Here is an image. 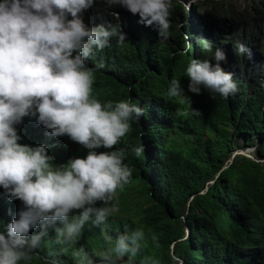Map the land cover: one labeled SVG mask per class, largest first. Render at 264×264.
<instances>
[{"label":"trees","instance_id":"16d2710c","mask_svg":"<svg viewBox=\"0 0 264 264\" xmlns=\"http://www.w3.org/2000/svg\"><path fill=\"white\" fill-rule=\"evenodd\" d=\"M214 3L209 10H204L208 8L205 5L199 13L196 11L201 16L198 27L185 23L189 15L181 2L172 4L170 35L166 39L159 37L154 25L140 23L139 14L120 7L108 8L103 0H97L95 7L84 13L85 22L91 26L105 21L119 24L127 39L122 46L113 39L111 47L88 61L89 67L105 64L94 73L93 95L101 102H139L145 110L139 121L130 122L131 129L121 144L114 146L126 148L125 162L132 168V177L117 189L115 203L120 211L108 221L114 237L125 227L145 230L137 264L145 256L160 264H180L173 256L174 243V253L184 260L183 264H264V163L239 156L223 170L236 149L235 141L242 135L248 144L258 140V155L264 158V37L261 42L255 41L261 33L264 36V26L256 33L255 26L248 28L254 15L264 23V0L237 14L226 0ZM116 12H120V18ZM228 16L232 21L223 23ZM236 32L242 35L241 41L236 40ZM185 33L191 49H187ZM198 38L210 40L213 52L231 42L227 71L238 80L235 95L225 99L207 90L189 92L191 105L179 97L167 98L172 79H180L187 90L190 80L185 73L191 59H205L213 53L204 51ZM241 43L251 49V55L238 52ZM192 108L201 114L195 115ZM17 127L23 137L20 143L49 145L55 164L86 157L89 151L67 135L49 138L44 127L34 128L26 117ZM141 145L145 152L136 157L132 149ZM211 178L216 179L214 184L200 194ZM21 207L19 199L0 204V230ZM186 222L190 233L182 241ZM54 236L50 229V238ZM43 243L37 250L41 255L49 250ZM112 244L114 240L106 241L98 228L86 227L77 247L102 251ZM72 251L70 248L62 255L64 264H75ZM32 264L43 262L37 257Z\"/></svg>","mask_w":264,"mask_h":264},{"label":"clouds","instance_id":"9594fccd","mask_svg":"<svg viewBox=\"0 0 264 264\" xmlns=\"http://www.w3.org/2000/svg\"><path fill=\"white\" fill-rule=\"evenodd\" d=\"M96 3L0 0V204L7 199L23 202L11 222L0 230V264H32L37 257L43 264H64L61 257L70 248L75 264H137L144 247L143 228L125 227L114 237L108 222L120 211L115 203L117 189L132 177V168L125 162L126 148L114 146L121 144L131 129L130 122L139 121L145 110L139 102H101L93 95L94 73L105 64L89 67L88 61L111 47L113 39L121 46L127 41L119 24L105 21L91 26L85 22L84 13ZM103 3L139 14L140 23L154 25L160 38L170 35L171 0ZM116 14L120 18V12ZM185 38L189 40L187 49H191L186 33ZM198 43L204 51L213 52L210 40L198 38ZM237 50L251 55L243 43ZM226 61V53L219 47L205 59H191L185 73L190 80L187 90L180 79H172L167 98L179 97L191 105L189 92L207 90L225 99L235 95L238 80L222 67ZM192 109L195 115L201 114ZM25 117L34 128L44 127L49 138L67 135L78 142L89 150L86 157L55 164L49 145L20 143L23 137L17 126ZM100 148L109 151H97ZM132 151L140 157L145 148L136 146ZM86 227L98 228L102 237L114 240V244L102 251L77 247ZM50 229L54 238H50ZM189 233L186 229L184 239ZM42 242L49 249L43 255L37 251ZM140 264L160 262L145 256Z\"/></svg>","mask_w":264,"mask_h":264},{"label":"rangeland","instance_id":"374dc122","mask_svg":"<svg viewBox=\"0 0 264 264\" xmlns=\"http://www.w3.org/2000/svg\"><path fill=\"white\" fill-rule=\"evenodd\" d=\"M205 1H207L206 3H204ZM227 1V4L230 5V9L235 12L236 14L237 13H240L242 10L244 9H247L254 5V4H258L261 0H226ZM176 2H181L183 4V9L186 11V13L189 15V17L187 18V21L185 23H194L195 26H199V23H200V18L201 16L198 14V16L196 15V11H198L199 13V9L200 7L202 8H205V5L208 7L204 10H208L210 8H212L216 2V0H171V6L172 4L176 3ZM170 6V8H171ZM169 8V9H170ZM251 10V9H250ZM202 14H204V12H202ZM195 15H196V18H195ZM256 18L253 20L252 24L248 26L249 30H250V27L252 26H255L256 28V31L255 33L257 32V28L259 29L261 26H264V23H263V20L258 17L257 15H254ZM192 21V22H191ZM226 21H232V18L230 16H228V18H224L223 19V23H226ZM215 23L217 25H219V22L215 21ZM241 29H243L244 25H238ZM212 34V32H210V35ZM235 37H236V40L239 41V40H242V35L239 33V32H236L235 33ZM263 33H261V36L260 37H255V41L256 42H261L262 38H263ZM231 42H226L225 44H223L222 48L225 53H226V56H227V61L226 62H222V67L227 71L228 70V60H229V55H230V44ZM261 71H262V75H263V78H264V65L261 66ZM257 144H258V140L256 139L255 142H252L250 144H248L246 142V138L244 135L240 136L236 141H235V145H236V149L235 150H238V149H241V150H244L246 151L247 153H250L252 154L255 158H260L259 155H258V151H257ZM239 157V156H237ZM236 157V158H237ZM252 159V158H251ZM263 159V158H261ZM213 179L211 178V180L209 179V181L206 182V187L208 186V184L210 182H212ZM212 185V184H211ZM210 185V186H211ZM206 187L200 191V194H203L202 192H204L206 190ZM206 193V192H205ZM197 194L193 195L190 197V200H189V203L191 204L192 201L195 199ZM193 197V198H192ZM188 203V204H189ZM184 237L182 238V241H184ZM173 254L174 253V249L172 250ZM174 256V255H173ZM176 258V257H175Z\"/></svg>","mask_w":264,"mask_h":264},{"label":"water","instance_id":"95a60500","mask_svg":"<svg viewBox=\"0 0 264 264\" xmlns=\"http://www.w3.org/2000/svg\"><path fill=\"white\" fill-rule=\"evenodd\" d=\"M237 156H248V157L252 158L253 160H255V161H257V162L264 163V158H263V159H261V158H255L253 155H250V154L246 153V151H243V150H241V149H238V150H235V151L233 152L232 157L226 162L225 166L223 167V170H224V169H227V168H228V167L234 162V160H235V158H236ZM220 172H221V171H220ZM220 172L216 175V178L218 177V175L220 174ZM215 180H216V179H214L212 182H210V183L208 184V186L206 187V190H205L204 192H202L203 194H204L205 192L208 191L210 185H211V184H214ZM193 197H194V195H193ZM193 197H192V198H193ZM189 206H190V203H189ZM186 229H187V234H188V233H189V227H188V225H187V222H186ZM173 249H174V248H172V250H173ZM173 255H174V257H176L177 259H180V264H183V263H184V260H183L182 258H178L175 254H173Z\"/></svg>","mask_w":264,"mask_h":264}]
</instances>
